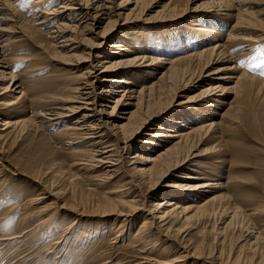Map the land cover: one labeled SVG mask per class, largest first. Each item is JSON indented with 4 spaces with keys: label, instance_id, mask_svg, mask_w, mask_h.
Wrapping results in <instances>:
<instances>
[{
    "label": "rangeland",
    "instance_id": "374dc122",
    "mask_svg": "<svg viewBox=\"0 0 264 264\" xmlns=\"http://www.w3.org/2000/svg\"><path fill=\"white\" fill-rule=\"evenodd\" d=\"M32 1L17 0L12 4L20 14L19 24L24 28V33L27 24L23 22L26 17L34 16L43 7L34 4L30 8ZM167 1L158 0V4L161 6ZM185 1L182 0L184 4L187 3ZM195 1L187 6L192 7L199 2ZM57 4L56 0H47L44 7H55ZM155 10H159V7ZM127 11V8L123 10L124 13ZM197 11L194 16L188 13L177 22L154 18L121 22L115 27L114 34L126 33L135 53L158 56L164 61L201 51L213 42L227 43V55H223L212 66L236 65L235 70H226L217 75L226 79L220 78L217 85L231 88L224 95L226 99L208 98L200 104H197L198 98L187 100L202 88L215 83L217 76L213 75L198 88L180 92L174 110L154 124L162 123L172 129L168 119L170 115L176 114L183 125L200 127L191 137L190 162L186 164L187 168L177 174L181 176L184 172L196 177L187 179L189 181L221 184L211 191L192 193L181 199L180 204L199 205L208 197H217L222 201L221 205L238 208L243 213L255 208L252 214H238L227 227L224 226L230 219L216 224L215 219L219 218L216 216L206 220V228L202 233L196 232V228L184 232L183 236L191 233L189 237L192 240L201 241L202 236L205 238L200 246L204 259H189L184 264H264V88L259 85L264 81V41L245 50L250 47L247 42L228 40L232 34L233 18L221 15L224 11L212 17L202 9ZM254 16L264 18L256 14ZM75 18L71 16L70 22ZM11 27L10 22H0V46L8 42L4 51H1L5 58L13 60L8 71L15 76L14 86L18 88L14 93L8 91L0 95V123L3 120H27L29 125L22 130H14L0 140V239L18 236L12 240H0V264H161L165 258L172 256L175 249L169 239L165 240L161 233L155 236L159 238L156 247L151 248V244L141 247L133 241L132 236L142 216L133 217L126 224L127 232L118 234L111 224L113 218L100 215L102 210L98 202L107 194L109 197L115 195L125 199L135 197L138 204L147 207L162 197L161 190L169 193L172 187H162L151 194L141 181L138 184L131 183V179L135 182L140 180L139 175H133L134 178L131 175L135 174L132 148L117 151L118 164L121 166L119 173L115 179L102 183L96 179L97 171L86 168L82 165V157L73 153L82 147L79 146L81 143L68 144L70 136L67 138V134L64 135L60 130L66 122L54 126L41 124L36 128L29 127L34 118L32 114L39 109L38 99L61 85L57 78L61 77L59 73L63 74V69L59 63L42 57L39 48L34 45L38 43L34 38L36 36L31 41L18 43L15 41L17 33L8 32ZM201 28L216 32H203L205 30L201 31ZM47 32L48 28L42 29V33ZM39 38V43L48 44L50 41L44 36ZM49 50L51 52L52 48ZM245 51L248 54H242ZM230 56L233 61L228 60ZM118 57L122 56H111L109 60L115 61ZM18 58L21 60L15 61ZM137 67L124 74V77L130 78L128 80L133 83L132 87L141 91L157 83L167 65ZM241 73L252 76L256 84L247 95L242 94L236 86L235 78ZM8 83L7 80L5 84ZM256 89H260L258 93ZM18 91L25 92V95L20 97ZM8 101L10 105H7ZM226 109L227 115L221 118ZM207 124L211 126L204 128ZM151 127L154 128L151 125L147 134L152 133ZM147 134L136 142L130 141L131 144L141 143L150 137ZM156 139L158 141L155 142L160 146L154 151H160L169 146L168 139L171 138ZM199 141L201 143L197 144ZM139 153L143 154L141 151ZM128 181L127 185L121 186ZM173 181H177V177ZM118 185L120 193H109ZM122 188L127 192H122ZM44 219L49 220L40 224ZM222 229V236L217 239L215 234ZM29 231H32L31 234ZM145 255L148 259L143 258Z\"/></svg>",
    "mask_w": 264,
    "mask_h": 264
},
{
    "label": "bare ground",
    "instance_id": "6f19581e",
    "mask_svg": "<svg viewBox=\"0 0 264 264\" xmlns=\"http://www.w3.org/2000/svg\"><path fill=\"white\" fill-rule=\"evenodd\" d=\"M15 1L0 0V13L5 11L0 14V22L11 23L12 27L8 32L17 33L15 41L18 43L31 41L36 36L34 38L38 43L34 45L39 48L42 57L59 63L63 69V74L59 73L61 77L57 78V82L61 85L38 99L39 109L32 114L34 118L29 127L36 128L41 124L54 126L66 122L60 130L64 135L67 134V138L68 135L70 136L68 144L72 146V144L81 143L79 146L82 147L74 150L73 153L82 157V161L84 160L82 165L97 171L96 179L102 183L115 179L119 173L121 166L118 164L120 161L117 151L134 149L132 165L134 163L133 173L135 174L131 175L133 178V175H139L140 180L135 182L131 179L130 182L144 183L151 194L162 187H172V190L168 189L169 193L161 190L162 197L151 202V205L147 207L138 204L135 197L125 199L122 196L109 197L106 194L103 200L98 202L99 209L102 210L100 215L113 218L111 224L118 234L127 232L126 224L133 217L142 216L138 228L133 233V241L143 248L147 244H151L153 248L157 246L159 239L155 236H160L162 233L165 240L169 239L175 248L170 258L163 257L166 260L161 264H184L189 259L193 261L204 259V252L200 247L205 239L204 236L201 241H198L189 237L191 233L187 236L186 234L183 236V233L193 228H196V232L202 233L206 228V220L216 216L219 217L215 219L216 224H222L229 218L230 220L224 226L227 227L238 214L249 215L250 213L247 212L252 214L255 208L243 213L238 208L221 205L222 201L217 197H208L199 205L180 204L181 199L192 193L211 191L219 188L221 184L189 181L187 179L196 177L184 172L181 176L177 174L187 168L186 164L190 162L191 137L200 127L183 125L181 118L176 114L170 115L168 119L172 129L166 128L162 123L157 122L156 125L154 123L174 110L180 92L196 89L213 75H221L226 70H235L236 65L212 68L223 55H227L226 51L229 47L227 43L221 42H213L201 51L166 61L158 56L140 55L131 49L126 33L114 34L115 27L122 23L147 18L177 22L188 13L194 16L199 9L207 12L210 17L224 11L221 15L234 19L230 29L232 34L228 40L247 42L250 47L245 50H248L253 44L264 41V18L259 19L254 16V14L264 16V0H197L199 2L192 7L187 5L191 1L196 2L195 0H187L186 4L182 0L179 2L168 0L161 6L158 0H56L57 6L50 8L44 7L47 0H33L30 8L34 4H40L43 7H40L34 16L26 17L23 22L27 24L25 33L24 28L19 24L20 14L12 6ZM156 7H159V10L154 11ZM125 8L128 11L124 13ZM187 10L189 12H186ZM152 11L153 13H150ZM73 15L76 18L70 22ZM55 18L58 20L56 21ZM43 28H48L49 32L42 33ZM203 32L215 33L216 31L207 29ZM242 33L245 34L242 35ZM42 36L50 40L48 44L39 43V37ZM7 44L8 42L2 44L3 47L0 46V95L8 91L14 93L18 88L14 86L15 76L8 71L9 64L13 60L5 58L1 51V49L4 51ZM50 48H52L51 52ZM242 54L248 53L245 51ZM111 56L122 57L110 61ZM18 60L21 59L18 58L15 61ZM228 60L233 61V57L230 56ZM157 64L167 65L165 71L157 83L141 91L135 90L132 87L133 83L128 80L130 78L124 77V74H128L132 68H138L137 66L143 65L149 68ZM220 78L226 80L217 76L214 79L217 80L215 83L202 88L187 100L192 101L198 98L200 100L197 104H200L208 98L226 99L224 95L231 88L225 89L217 85ZM7 80L9 83L5 84ZM235 82L239 91L246 95L250 93L252 86L256 85L254 78L244 73L235 78ZM259 85L264 88V81ZM12 86L14 89L10 90ZM259 90L256 89L255 92L258 93ZM262 92L264 93V89ZM19 94L21 97L25 95V92ZM10 104L11 102L8 101L7 105ZM226 112L227 109L221 114V118L227 115ZM27 125H29L27 120H3L0 123V140L8 137L14 130H22ZM151 125L154 127H151L152 133L147 134ZM210 126L211 124H207L203 127ZM183 127L185 129H180ZM146 134L150 137L142 140L141 143L131 144L130 141L136 142L139 137L143 138ZM162 137L166 140L171 138L168 139L169 146H165L160 151L157 150L158 152L154 151V148L160 146L155 142L156 138ZM119 143L123 145L120 146ZM199 143L201 141L197 144ZM183 152H185L184 155H182ZM176 177L177 181H173ZM128 183L129 181L123 182L121 186ZM115 188L118 191L115 189L116 191L109 193L121 191L119 185ZM123 190L126 191L125 188H122V192ZM125 191L124 194L127 195ZM48 220L44 219L40 224ZM222 233L223 229L216 232V238L221 237ZM13 237L7 236L0 240H12ZM145 251L147 252V249ZM143 258L148 259L146 255Z\"/></svg>",
    "mask_w": 264,
    "mask_h": 264
}]
</instances>
